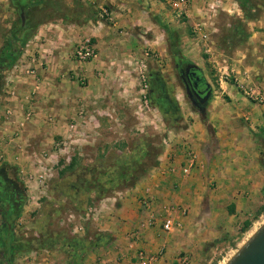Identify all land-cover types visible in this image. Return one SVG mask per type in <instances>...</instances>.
<instances>
[{
    "label": "crops",
    "instance_id": "crops-1",
    "mask_svg": "<svg viewBox=\"0 0 264 264\" xmlns=\"http://www.w3.org/2000/svg\"><path fill=\"white\" fill-rule=\"evenodd\" d=\"M56 1L60 5L58 11L48 10L55 15L54 21H44L43 27L26 41L14 65L3 73L0 93V161L26 177L23 181L26 196L30 195L34 203L50 187L48 178L43 185L39 180L45 171L50 169L54 175L70 173L71 178L85 173L89 167V163L82 164L86 151L95 153L92 161L98 159L101 164L107 161V156L102 157L97 148L104 150L107 141L97 144L100 138L91 129L95 125L103 128L110 122H122L121 97L134 92L131 84L126 83L133 77L132 70L123 65L128 60H123L132 53V46L140 43L133 38L122 40L117 35L122 26H134L137 31L136 25L145 22L151 28L156 16L158 20L160 16L171 18V12H176L188 19L203 42L204 64L192 65L200 69L211 96L205 105L198 107L190 100L195 109L202 111L200 118L193 117L190 124L184 123L176 140L168 135L170 127L164 124L163 133L167 134L162 135L159 145L163 156L168 155L167 165L153 169L148 157L140 153V160L147 158L140 170L150 177L136 184L141 178L137 177L122 197L104 196L98 205L97 218L102 223L99 229L106 231L111 239L108 234H102L96 240L97 246H104L98 245L99 238L104 236L107 249L119 259V264H139V252L150 255L164 247L163 255L154 264H168L175 247L173 239L167 236L161 239L164 233L158 226L144 228L146 213L140 200L146 197L143 189L151 191L157 202L158 192H170L173 185L182 189L184 185L197 184L200 173L221 183L228 191L239 187L258 189L264 181V171H258L256 154L247 134L254 127L264 132V102L249 98L240 86L264 95V0H189L183 13L168 5V0L163 1L170 11L165 10L161 0ZM104 5H109L111 21L101 16L100 9L106 10L102 8ZM202 34H206V40ZM86 40L96 47L97 57L79 63L73 59V50ZM206 63L210 64L209 69ZM82 79L87 81L84 87L79 84ZM171 103L181 108L179 101ZM152 119L148 117L151 126L155 124ZM243 121L248 127L239 128ZM62 140L71 141L69 159L67 155L57 154L58 142ZM151 140H147L146 146L152 144ZM78 141L84 147H78ZM93 142L95 151L91 149ZM173 143L178 145L176 149ZM190 156H193L188 169L191 175L186 177L179 170V163L185 162L187 169ZM61 157L65 158L66 166L59 165ZM70 163L73 168L67 169ZM159 171L167 176L158 175L156 181L154 175ZM161 178L168 182L167 186L159 182ZM77 183L72 178L64 187L69 186L74 193L79 187ZM171 195L178 201L173 192ZM233 203L238 210L239 202Z\"/></svg>",
    "mask_w": 264,
    "mask_h": 264
},
{
    "label": "rangeland",
    "instance_id": "rangeland-1",
    "mask_svg": "<svg viewBox=\"0 0 264 264\" xmlns=\"http://www.w3.org/2000/svg\"><path fill=\"white\" fill-rule=\"evenodd\" d=\"M166 3L163 1L162 6L170 11ZM59 6L56 0H0V64L9 63L7 55L22 52L20 40H30L34 31L43 27L44 21H54L55 15L48 13V10L58 11ZM108 6L104 5L102 8L110 14ZM100 10L102 13L103 9ZM21 12L24 14L23 22ZM103 19L109 20L108 16ZM136 28L138 30L134 31V26H122L117 33L122 40L133 38L140 42L135 41L137 43L132 46V53L123 60H128L123 65L132 70L133 77L128 78L126 83L131 84L134 92L120 96L124 104L121 110L122 122L118 119L117 124L110 122L103 128L102 125H95L91 129L92 134L100 138L97 144L101 140V144L107 141L103 144L104 150L97 146L99 154L107 156L105 163L101 164L98 159L90 160L94 159L95 153L92 152L91 155V151H86L82 164L89 163L88 169L75 176L71 174L78 182L76 191L73 193L69 186L64 187L72 179L70 173H52L47 179L50 187L45 190L42 199L34 203L30 195L26 196L27 188L23 183L26 177L14 167H3L4 164L0 161V181L12 182L18 191H24L25 196L13 224L10 244L4 246L1 240L0 264H6V258L10 259L9 264H119V259L107 249L108 244L96 245L100 235L108 234L99 229L102 226L97 218L99 199L110 195L122 197L134 183V178L141 177L136 184L146 179L148 173L140 170L141 164H146V157L153 169L167 165L168 155L163 156L162 146L159 145L164 134L163 125H169L171 132L168 135L176 140L184 123L190 124L193 117L200 118L202 112L190 104L191 99L184 90L179 72L180 65L204 64V45L193 25L187 18L171 12V18L160 16L158 20L156 16L152 29L147 28L145 22L136 25ZM209 66L206 63L205 67L209 69ZM149 76L157 78L159 82L156 83V97H161V84L170 102H180L181 111L176 106L164 109L157 104L156 98L147 88ZM2 77L5 74L0 73V79ZM79 84L84 87L87 81L82 79ZM145 101H148L147 106ZM148 117L153 118L154 125H149ZM248 125L243 121L239 128ZM247 134L251 139L252 151L256 154L254 161L258 171L262 172L264 132L254 127ZM148 139H152V144L149 142V153L144 155V160H140L143 154H139L143 146L148 144ZM173 144L176 149L178 145ZM84 145L80 141L77 146ZM91 149H96L94 142ZM65 164V158L61 157L59 165L66 166ZM185 166L186 163L182 161L179 163V170L182 175L189 177L191 172L185 173ZM159 172L154 175L156 181L159 179L158 175L163 178L167 176L164 172ZM197 179V184H187L182 189L172 186L171 191L178 197V201L171 198V191L158 192L160 199L157 202L151 196V191L148 195L145 193L147 198L140 199L147 214L142 223L147 230L158 226L163 232L161 224L166 217L179 218L180 228L161 235V239L165 236L173 239L175 246L168 264H228L264 224V181L258 189L245 190L244 187H239L228 191L223 188L224 185L212 181L203 173L198 174ZM159 182L168 185L162 178ZM121 183L124 185L120 186ZM4 189L10 191L7 183ZM233 202H239L238 210ZM183 210L186 211L185 214H182ZM246 223L249 224L247 227ZM108 237L111 239L109 234ZM135 239L132 237V240ZM161 248L165 250L164 247Z\"/></svg>",
    "mask_w": 264,
    "mask_h": 264
},
{
    "label": "flooded vegetation",
    "instance_id": "flooded-vegetation-1",
    "mask_svg": "<svg viewBox=\"0 0 264 264\" xmlns=\"http://www.w3.org/2000/svg\"><path fill=\"white\" fill-rule=\"evenodd\" d=\"M7 58L9 63L0 64V73H4L10 66L11 54L7 55ZM179 72L184 90L191 99V102L195 103L197 107L205 105L206 101H208L210 97L211 92L209 86L207 88L208 84L203 83L201 72L197 70L194 65L188 63L180 65ZM0 80L2 81V78ZM156 83H159L157 78L149 76L148 90L150 94L156 98L157 104H160L162 108H171L172 103L164 94V89L161 84L159 86L161 97H156L157 93L155 90L158 88ZM2 87L3 83L0 82V93ZM1 173H3L2 170ZM6 183L9 185L10 191L8 189H4V185ZM24 199V191H18L12 182L0 181V243L3 241L4 246L10 244L12 240L13 224L15 219L18 217L16 212L18 209H21ZM7 220L10 221V223L6 227ZM9 261L10 259L6 258V264H9Z\"/></svg>",
    "mask_w": 264,
    "mask_h": 264
},
{
    "label": "built area",
    "instance_id": "built-area-1",
    "mask_svg": "<svg viewBox=\"0 0 264 264\" xmlns=\"http://www.w3.org/2000/svg\"><path fill=\"white\" fill-rule=\"evenodd\" d=\"M169 5L176 10L177 12L183 13L185 9L189 5V0H168ZM110 14L106 10H102L101 16H109ZM202 38L204 40L207 39L206 34H202ZM72 56L75 58L76 61L79 63H87L90 61H93L97 57L96 47L91 42V40H86L84 42H81L80 44L76 45V47L73 50ZM242 90H244V93L254 101L258 103L264 102V95L262 92L258 90H253L249 88H243V85H240ZM147 87V86H146ZM148 88V87H147ZM147 102L145 101V106H147ZM70 129L73 130V126H70ZM71 141L70 140H62L58 142V148H57V154L60 156L67 155L66 159H69L68 154H70L69 150H71ZM63 156V157H64ZM193 164V157L190 158L188 162V168L184 170L185 173H188L189 167ZM50 169L45 171V173L40 174L39 180L42 181V185L44 184V181L46 178L51 177L52 173L49 172ZM146 195L149 194V191L146 190ZM147 198V197H146ZM145 198V199H146ZM150 198V197H149ZM144 199V200H145ZM186 211L183 210L182 214H185ZM162 231L166 233H171L173 230L180 228V220L176 217L168 216L162 221ZM163 248L159 249L155 254H147L144 251H141L138 253V259L139 264H154L158 261V259L163 255Z\"/></svg>",
    "mask_w": 264,
    "mask_h": 264
},
{
    "label": "water",
    "instance_id": "water-1",
    "mask_svg": "<svg viewBox=\"0 0 264 264\" xmlns=\"http://www.w3.org/2000/svg\"><path fill=\"white\" fill-rule=\"evenodd\" d=\"M20 17L23 21V12L20 13ZM105 241H107L106 238L101 236L98 240V245L105 244ZM228 264H264V224L259 231L246 242L245 246L237 251L236 255Z\"/></svg>",
    "mask_w": 264,
    "mask_h": 264
},
{
    "label": "trees",
    "instance_id": "trees-1",
    "mask_svg": "<svg viewBox=\"0 0 264 264\" xmlns=\"http://www.w3.org/2000/svg\"><path fill=\"white\" fill-rule=\"evenodd\" d=\"M22 8V7H21ZM14 36H15V32H14ZM25 44H26V38H24V39H22V40H20V47L21 48H23L24 46H25ZM21 55V52H13L12 54H11V63H10V66L7 68V69H9L11 66H13L14 65V63L16 62V60L19 58V56ZM196 67V66H195ZM196 69L197 70H199L200 71V69L199 68H197L196 67ZM201 72V71H200ZM203 83H205V81H204V79H203ZM148 148H149V145L148 146H143V148H142V152H141V154L143 153L144 155L145 154H148L149 153V151H148ZM4 166H8L7 164H4L3 165V167ZM73 168V164H69L68 166H67V169H72ZM14 169V168H13ZM62 174H64V172H61V175ZM136 179H138L137 177L136 178H134V181L136 180ZM18 211H20L19 209L17 210V212H16V215H19V212ZM10 223V221H6V227L8 226V224ZM249 224H245V226L247 227ZM12 227V226H11ZM6 229H8V228H6Z\"/></svg>",
    "mask_w": 264,
    "mask_h": 264
}]
</instances>
